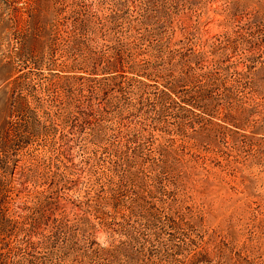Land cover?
Returning a JSON list of instances; mask_svg holds the SVG:
<instances>
[{
	"label": "rangeland",
	"instance_id": "rangeland-1",
	"mask_svg": "<svg viewBox=\"0 0 264 264\" xmlns=\"http://www.w3.org/2000/svg\"><path fill=\"white\" fill-rule=\"evenodd\" d=\"M0 264H264V0H0Z\"/></svg>",
	"mask_w": 264,
	"mask_h": 264
}]
</instances>
